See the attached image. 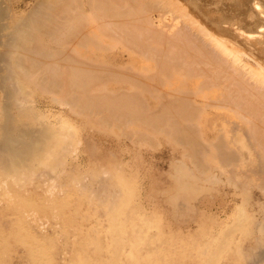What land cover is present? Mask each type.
<instances>
[{
	"label": "bare ground",
	"instance_id": "1",
	"mask_svg": "<svg viewBox=\"0 0 264 264\" xmlns=\"http://www.w3.org/2000/svg\"><path fill=\"white\" fill-rule=\"evenodd\" d=\"M25 18L0 58L16 98L34 87L128 139L181 146L200 175L215 167L256 175L264 192V0H40ZM10 121L1 146L14 147L1 149L21 159L33 136ZM53 133L46 142L70 153L74 139ZM127 181H118L117 209L127 206ZM242 209L234 232L248 216ZM119 215L113 210V221Z\"/></svg>",
	"mask_w": 264,
	"mask_h": 264
},
{
	"label": "rangeland",
	"instance_id": "2",
	"mask_svg": "<svg viewBox=\"0 0 264 264\" xmlns=\"http://www.w3.org/2000/svg\"><path fill=\"white\" fill-rule=\"evenodd\" d=\"M39 1L0 0V58ZM118 56L126 60L128 53ZM1 61L0 264H264V192L258 176L230 167L223 175L216 167L200 175L182 147L162 136L153 147L138 143L70 112L34 87L28 98H16L13 82L3 79L8 64ZM8 117L33 136L34 142L23 144L21 159L1 149L12 145L1 146ZM53 132L59 140L74 139L70 153L46 142ZM122 178L131 191L127 206L117 209ZM237 208L251 220L244 215L234 232L229 227ZM113 210L122 211L114 220L118 224Z\"/></svg>",
	"mask_w": 264,
	"mask_h": 264
}]
</instances>
